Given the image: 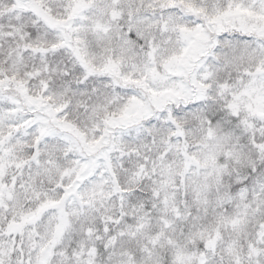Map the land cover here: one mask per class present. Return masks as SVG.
<instances>
[{
  "label": "snow or ice",
  "instance_id": "snow-or-ice-1",
  "mask_svg": "<svg viewBox=\"0 0 264 264\" xmlns=\"http://www.w3.org/2000/svg\"><path fill=\"white\" fill-rule=\"evenodd\" d=\"M0 264H264V0H0Z\"/></svg>",
  "mask_w": 264,
  "mask_h": 264
}]
</instances>
